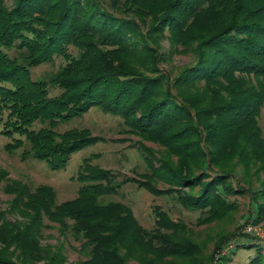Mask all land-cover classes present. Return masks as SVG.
<instances>
[{"label":"trees","instance_id":"1","mask_svg":"<svg viewBox=\"0 0 264 264\" xmlns=\"http://www.w3.org/2000/svg\"><path fill=\"white\" fill-rule=\"evenodd\" d=\"M150 1L14 0L12 8L0 6V125L1 133L12 140L5 149L11 153L23 148L22 159L42 160L57 171L65 168L73 153L102 139L90 135L86 128L59 131L61 123L93 107L125 116L134 132L158 144H174L170 150L178 162L160 165L167 170L163 178L171 189L198 187L194 194L180 195L174 190L178 202L198 210L200 222L217 221L235 209L230 193L244 192L228 184L235 166H245L243 180L255 176L263 182L264 137L257 121L264 103V0H172L158 10L147 5ZM148 16L152 17L150 32L174 35L191 27L199 40L194 62L170 79L161 74L141 75L108 55L115 51L129 54L130 47L139 48L127 44L125 37L130 33L142 39L139 46L147 52L154 43L150 32L144 35L142 31ZM173 38L183 42L182 37ZM68 45L82 49L68 59L62 74L93 56L101 59L99 71L74 79L59 74L48 80L32 79L33 67L51 61L54 55L68 58ZM108 46L113 49L105 51ZM3 48H16V52L10 56ZM80 69L88 70L86 65ZM163 78L165 88L157 90ZM199 81L203 82L201 88L195 84ZM50 87L60 92L51 95ZM188 87L200 95L197 100L187 95ZM213 99L219 102L212 103ZM136 102L141 107L134 105ZM198 103L205 106L199 110ZM195 108L221 119L218 126L193 131L196 126L191 122L179 132L169 131L179 119H193ZM35 123L41 125L34 128ZM186 131L194 132L198 142L177 141ZM202 139L210 144L209 149L201 144ZM206 153L218 169H209L205 161L200 171L194 172V158ZM148 162L154 169V163ZM77 180L76 196L57 202L52 186L30 187L0 169V188L10 195L6 207L0 209V264H65L62 244H43L41 240L43 230L54 225L60 237L79 243L76 250L83 259L68 264H128L132 258L142 264H177L165 261L167 256L191 257L195 264H228L233 247L246 246L233 243L237 236L233 232L220 234L213 252L197 262L198 245L187 243V239L177 246L162 237L159 242L153 240L138 224L131 207L105 199L121 184L111 170L84 161ZM139 186L153 189L147 181ZM251 195L255 203L252 221L257 223L264 220V188ZM157 214L160 226H174L164 212ZM238 236L255 240L250 244L256 247V254L246 264H264L261 240L246 232ZM147 254L152 257L148 259Z\"/></svg>","mask_w":264,"mask_h":264},{"label":"rangeland","instance_id":"2","mask_svg":"<svg viewBox=\"0 0 264 264\" xmlns=\"http://www.w3.org/2000/svg\"><path fill=\"white\" fill-rule=\"evenodd\" d=\"M1 1L0 6L6 9L12 8L14 5V0ZM167 1L172 0H153L150 1L151 4L147 2V5L152 9L158 10L165 5L164 3H167ZM151 18V16L147 17L146 24H144L145 26L142 28L144 35L148 34L147 31H149L148 29L151 27L149 26ZM99 35L100 34H97L95 36L96 41L99 39ZM150 35L153 37L154 43L147 52L139 46L142 39L137 38L138 36H135L134 33H130L125 37L127 44H137L139 48L135 49L134 47H130L129 54L115 51L114 53L109 52L108 55L114 56L115 62L119 64L122 63L126 65V67L135 68V71L141 75L153 77L161 74L168 75L169 79L177 75L183 67L194 62L199 40L197 37L193 36L191 27H189L186 32H176L174 35H172L171 32L159 33V30L150 32ZM173 37H182L183 42L176 41ZM81 49L74 45H68L66 49V52L70 55L68 58L64 55H54L51 61L33 67L30 70L32 79L44 78L48 80L55 77L57 74L63 79H74L86 74L92 75L97 73L101 67V59H98V57L94 58L93 56L90 60L89 58H84V60L78 64L79 67L76 66L71 68L72 72L62 74L61 70L64 65L68 63V59L76 57L78 52H81ZM103 49L105 51H110L113 47L108 46ZM3 50L10 56H14L16 52V48H3ZM85 65L88 69L85 70L86 72L80 69ZM250 79L256 84L254 78ZM165 83L166 78H163L161 86L156 89H164ZM195 84L201 88L203 82L199 81ZM77 89L78 88L70 89L68 93L74 92ZM59 92L60 89L50 87L51 95L58 94ZM187 95L191 98L195 97L196 100L200 97L193 88L189 87ZM212 101V103L219 102L217 99H213ZM140 104V102H136L134 105L140 106ZM204 106L205 104L198 103L199 110ZM198 109L195 108V110H193V119H185L184 122V119H179L175 124L170 126L169 131L179 132L184 125H189L191 122H194L196 126V130L193 129V131H197L198 127L203 131L206 126L211 127L210 129H214V127L218 126L217 123L221 119L215 116H207L202 110V112H196ZM257 122L262 129L264 137V103L262 104ZM128 124V119L125 116L105 113L97 107L91 108L86 113L78 115L70 121L61 123L59 131H64L73 127L86 128L90 135L101 137L102 139L73 153L67 161L65 168L57 171L51 170L42 160H37L32 157L22 159L20 153L23 148H17L15 152H8L5 149V144L12 140L1 133L2 125H0V169L6 170L9 178L21 180L30 187H35L39 184L52 186L56 191L57 202L72 199L76 196L77 189L80 185L77 180V174L81 165L84 164V161H88L90 165H97L100 168L109 169L113 172L115 181L121 184L116 189L117 191L115 194L107 195L105 199L119 201L131 207L138 224L148 235L150 234V236L153 237V240L159 242L162 237V240L174 243L177 246L183 239H187V243H192L195 246L198 245V249H200L197 254L198 257L195 260L198 262L200 258L206 257L213 252L214 242L218 235L233 232L237 234L234 239V241H236L233 243L244 242L246 246H234L233 251L229 253L230 260L228 264H246L249 259L256 254V247L251 246L255 240L253 241L251 238H243L238 235L247 232L245 231V227L248 224L256 225L254 227L257 229L258 227L264 228V220L257 223L252 221L255 213V203L252 201L253 196L251 195L252 192L261 191L262 188H264V173H261V181L263 182L257 181L255 176L251 178V181H247L243 180L245 166H235L234 174H232L233 176L228 181V184H232L238 189H244L242 193H230L228 196L231 201H234L235 209L228 213L227 216L219 218L217 221L200 222V212L182 206L175 195V193L178 192L180 195H184V193L194 194L198 187L193 189L185 187L179 188L178 190L171 189L170 187L172 186L167 184L166 179L163 178L167 170L161 168L160 165L162 166L168 163L175 165L178 162V156L173 154L170 150L174 147V144L169 142L158 144L134 132ZM40 125V123H35L33 127L38 128ZM186 134L187 135L184 137L181 136L178 138L177 141H183L184 139L189 140L190 143L198 142V137L194 132L187 133L186 131ZM14 137L18 136L15 135ZM21 138L23 139L24 136ZM171 139L172 138L168 140L170 141ZM206 141V139H202L201 144H203L205 149H209L210 144H207ZM194 160L197 165L196 168H193L194 172L200 171L205 161H207L209 169H218L217 164L211 163L210 156L207 153L204 157H196ZM148 161L154 163V169L151 170ZM152 171L156 172L154 174L155 176L148 175ZM127 178L133 180L123 183L122 181ZM143 181L150 183L153 189L147 190L139 186ZM3 184L4 182L2 185ZM174 190L178 192H174ZM9 199L10 195L0 188V209L6 207ZM158 212H164L167 218L173 222L174 226L171 228L160 226L159 222H157V219H159ZM163 221L164 219H161L160 222ZM41 240L43 244H62L61 250L67 259L65 264L83 259L76 250L79 243L70 237L66 239L60 237L55 225L43 230V238ZM156 245H158V243ZM259 245L263 247L261 252L264 254V241H260ZM147 255L148 259L152 257L151 254ZM142 258L144 259V257ZM166 260H175L177 264H195L191 257L174 259L173 256H167L165 258V261ZM128 264L142 263L132 258L128 261ZM165 264H168V262Z\"/></svg>","mask_w":264,"mask_h":264},{"label":"built area","instance_id":"3","mask_svg":"<svg viewBox=\"0 0 264 264\" xmlns=\"http://www.w3.org/2000/svg\"><path fill=\"white\" fill-rule=\"evenodd\" d=\"M254 226H256V225L248 224L245 227V231H247L246 233H249L250 235H253V236L259 238L261 241H264V228L258 227V229H257Z\"/></svg>","mask_w":264,"mask_h":264}]
</instances>
